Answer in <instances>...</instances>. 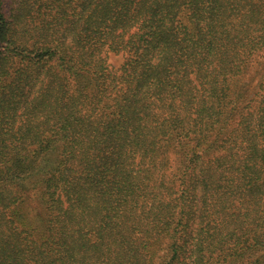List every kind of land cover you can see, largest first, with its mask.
<instances>
[{"label": "trees", "instance_id": "trees-1", "mask_svg": "<svg viewBox=\"0 0 264 264\" xmlns=\"http://www.w3.org/2000/svg\"><path fill=\"white\" fill-rule=\"evenodd\" d=\"M0 264H264V0H0Z\"/></svg>", "mask_w": 264, "mask_h": 264}, {"label": "rangeland", "instance_id": "rangeland-1", "mask_svg": "<svg viewBox=\"0 0 264 264\" xmlns=\"http://www.w3.org/2000/svg\"><path fill=\"white\" fill-rule=\"evenodd\" d=\"M122 57L121 56H118V55H112V62L116 65H118L120 62H121V59Z\"/></svg>", "mask_w": 264, "mask_h": 264}]
</instances>
